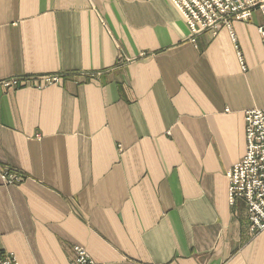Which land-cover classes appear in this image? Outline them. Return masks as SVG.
<instances>
[{
  "label": "crops",
  "instance_id": "0c3cea01",
  "mask_svg": "<svg viewBox=\"0 0 264 264\" xmlns=\"http://www.w3.org/2000/svg\"><path fill=\"white\" fill-rule=\"evenodd\" d=\"M261 22L255 10L191 38L170 0H0V82L62 76L0 84V250L19 264H71L75 245L100 264H264V230L249 233L226 178L244 112L264 108Z\"/></svg>",
  "mask_w": 264,
  "mask_h": 264
},
{
  "label": "built area",
  "instance_id": "2783aa9c",
  "mask_svg": "<svg viewBox=\"0 0 264 264\" xmlns=\"http://www.w3.org/2000/svg\"><path fill=\"white\" fill-rule=\"evenodd\" d=\"M186 22L190 36L226 27L232 20L247 21L254 10H259L262 22L257 26L264 47V0H170ZM238 57L241 60L240 54ZM241 65L243 63L241 62ZM61 74L37 77H12L0 82L3 89L33 86L42 89L61 81ZM33 80V81H31ZM245 153L226 172L228 201L232 205L241 199L246 205L248 231L255 234L264 230V108H252L244 112ZM1 178L6 184L19 182L21 177L3 170ZM71 264H100L95 262L86 249L75 245ZM0 264H19L11 252L0 250Z\"/></svg>",
  "mask_w": 264,
  "mask_h": 264
},
{
  "label": "rangeland",
  "instance_id": "374dc122",
  "mask_svg": "<svg viewBox=\"0 0 264 264\" xmlns=\"http://www.w3.org/2000/svg\"><path fill=\"white\" fill-rule=\"evenodd\" d=\"M255 11V10H254ZM257 11H259V10H257ZM260 12V11H259ZM230 27H231V23H230ZM228 29V28H227ZM262 44V43H261ZM262 47H263V45H262ZM263 49H264V47H263ZM245 136V135H244ZM228 191V190H227ZM228 193V192H227ZM227 196H228V194H227ZM241 200V199H240ZM244 202V201H243ZM234 204V203H233ZM244 205H245V203H244ZM245 208H246V205H245ZM246 217H247V214H246ZM247 221H248V219H247ZM247 228H248V222H247ZM262 231V230H261ZM256 234V233H255Z\"/></svg>",
  "mask_w": 264,
  "mask_h": 264
}]
</instances>
